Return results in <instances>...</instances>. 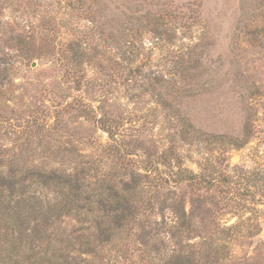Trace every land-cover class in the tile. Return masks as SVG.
Listing matches in <instances>:
<instances>
[{
  "label": "rangeland",
  "instance_id": "obj_1",
  "mask_svg": "<svg viewBox=\"0 0 264 264\" xmlns=\"http://www.w3.org/2000/svg\"><path fill=\"white\" fill-rule=\"evenodd\" d=\"M263 26L264 0H0L1 159L149 177L144 229L120 230L91 264H264ZM156 84L180 91L172 108ZM188 171L210 188L177 184ZM175 203L193 232L168 231ZM82 226L62 219L67 234Z\"/></svg>",
  "mask_w": 264,
  "mask_h": 264
},
{
  "label": "trees",
  "instance_id": "obj_2",
  "mask_svg": "<svg viewBox=\"0 0 264 264\" xmlns=\"http://www.w3.org/2000/svg\"><path fill=\"white\" fill-rule=\"evenodd\" d=\"M131 20L123 23L124 33L131 29ZM82 54L75 53L74 57L81 58ZM162 88L153 85V92L165 108H172L169 98L180 91L172 88L164 93ZM178 118L185 127L184 137L197 133L186 116ZM1 158L0 154V264H91L89 259L112 243L120 230L144 229L140 219L142 192L150 183L145 175L133 172L118 181H91L81 173L23 168L15 160L5 162ZM212 181L188 171L176 183L198 189L210 188ZM33 185L55 190L56 201L42 203L41 198L29 194ZM172 208L176 217L166 223L168 231L193 232L194 212L188 214L181 203ZM65 216L84 226L67 234L62 230ZM84 230L91 233L77 235Z\"/></svg>",
  "mask_w": 264,
  "mask_h": 264
}]
</instances>
